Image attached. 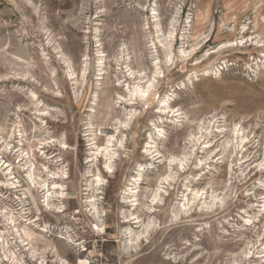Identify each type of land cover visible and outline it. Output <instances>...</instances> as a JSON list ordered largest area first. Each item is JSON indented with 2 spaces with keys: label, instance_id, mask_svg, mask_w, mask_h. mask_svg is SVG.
<instances>
[{
  "label": "rangeland",
  "instance_id": "rangeland-1",
  "mask_svg": "<svg viewBox=\"0 0 264 264\" xmlns=\"http://www.w3.org/2000/svg\"><path fill=\"white\" fill-rule=\"evenodd\" d=\"M1 232V264H264V0H0Z\"/></svg>",
  "mask_w": 264,
  "mask_h": 264
},
{
  "label": "bare ground",
  "instance_id": "bare-ground-1",
  "mask_svg": "<svg viewBox=\"0 0 264 264\" xmlns=\"http://www.w3.org/2000/svg\"><path fill=\"white\" fill-rule=\"evenodd\" d=\"M146 9V8H145ZM153 10V12H151V14H152V16L150 17V18H154L152 21H154L155 22V20H156V17H157V12L156 11H154L155 10V8H153L152 9ZM148 12V11H147ZM150 14V15H151ZM149 18V17H148ZM174 21V20H173ZM172 21V22H173ZM174 22H176V21H174ZM147 23V22H146ZM177 23H178V20H177ZM174 25H176V24H174ZM176 27L177 26H174V29L172 30V32H171V36H174L173 34L175 33L174 31H176ZM150 28H151V26H150ZM151 30V29H150ZM155 30V29H154ZM157 30V29H156ZM155 30V31H156ZM159 32V31H158ZM153 35V34H152ZM156 35V34H155ZM173 40V39H172ZM183 40V39H182ZM184 40H185V38H184ZM154 41V40H153ZM243 41V40H242ZM152 42V41H151ZM161 43H162V41H160ZM173 43V42H172ZM171 43V44H172ZM155 44V43H154ZM166 45H167V43H166ZM234 45V42H232V41H229V42H226V43H224L218 50H226L227 48H229V47H231V46H233ZM146 46V45H145ZM151 46V45H150ZM155 46V45H154ZM163 46V45H162ZM173 46V44L171 45V47ZM194 45H192V47H193ZM156 47V46H155ZM159 47H160V45H159ZM184 47V46H183ZM197 47V46H196ZM199 47V46H198ZM151 48V47H150ZM166 48V47H165ZM169 48V50H168V52H167V55H166V63H167V65H172L173 64V55H172V53H171V49H170V46L168 47ZM173 48V47H172ZM158 48H156V50H157ZM186 49V48H185ZM185 49H182L181 50V56H182V58L183 59H189L190 58V56H191V54H193V50L195 51V52H197L198 50L195 48V46H194V48H193V50L191 51V50H185ZM201 49V48H200ZM166 50V49H165ZM153 51V50H152ZM152 51H150L149 53H151ZM215 52H217V51H214V52H212V53H215ZM100 54H101V52H100ZM158 54V53H157ZM165 54V53H164ZM195 54V53H194ZM126 55V54H125ZM124 55V56H125ZM101 56V58L100 59H102V62H103V59H104V55H100ZM99 56V57H100ZM123 56V55H122ZM153 57V56H152ZM151 58V57H150ZM99 59V60H100ZM122 59H123V57H122ZM153 59V58H152ZM158 60V59H157ZM119 61V60H118ZM127 61V60H126ZM105 62V61H104ZM160 62V61H159ZM159 62L158 61H156V62H151L152 64H153V68H155L156 70H158L159 71V69L161 68L160 67V64H159ZM124 64V63H123ZM152 67V66H151ZM100 70V69H99ZM102 70V69H101ZM132 70V69H131ZM136 71V70H135ZM141 72V71H140ZM83 74V77L85 78L86 77V74L88 73V69H87V67L86 68H83V72H82ZM105 73V72H104ZM103 73V74H104ZM133 74H134V71H133ZM133 74H132V76H133ZM130 76V75H129ZM83 78V79H84ZM133 78V77H132ZM135 78V77H134ZM99 79V78H98ZM101 79V78H100ZM155 80V79H154ZM148 82V81H147ZM153 84H154V82H152ZM151 83V84H152ZM150 87H152V86H150ZM144 89V88H143ZM148 89V88H147ZM145 90V89H144ZM150 91V90H149ZM148 92V91H147ZM149 93V92H148ZM148 93H147V96H148ZM146 96V97H147ZM238 130V129H237ZM236 129L234 130L235 131V133L234 134H238V133H236V131H237ZM238 132V131H237ZM115 139V136L114 135H112L109 139H108V141H107V145H105V147H100V146H98V149H97V153H96V157L93 159V160H91V161H94V160H96V163H98V161H100V156L102 155V156H104V158H108L109 159V161H110V155H111V152H110V148H111V146L113 145V140ZM248 140V137H247V135L246 134H243V135H241L240 136V142L235 146V149H234V151L235 152H237V149L242 145V144H244L246 141ZM233 141V140H232ZM230 143V142H229ZM96 144V143H95ZM231 144V143H230ZM231 146V145H230ZM229 146V147H230ZM232 148V147H231ZM230 153V152H229ZM243 158H245L246 160H241V165H242V163L243 162H245V161H248V159H249V155H245V156H242ZM95 162V161H94ZM105 162H106V160H105ZM110 163V162H109ZM107 165V164H106ZM263 165L262 164H260L259 165V167H262ZM107 167H109V169H111V166H107ZM6 168V167H5ZM8 168H11L10 166H8ZM7 168V169H8ZM14 173V172H13ZM7 175L9 176V175H11V177L8 179V180H11V179H13L14 178V176H12V172H8L7 173ZM31 175H32V173H31ZM34 176V175H33ZM59 177V176H58ZM55 178V177H54ZM30 179V178H29ZM34 179V178H33ZM102 179V178H101ZM101 179L99 178V181H98V185H100V181H101ZM32 181V180H31ZM34 182H35V180H34ZM103 182V181H102ZM13 184V183H12ZM1 185H3V184H1ZM46 186V185H45ZM40 187H42V186H40ZM44 188V187H43ZM51 190V189H50ZM47 193V192H46ZM58 194V193H57ZM47 195V194H46ZM52 196V195H51ZM48 198V197H47ZM46 198V199H47ZM52 198V197H51ZM50 198V199H51ZM55 198H56V196H55ZM55 198H53V199H55ZM157 198V197H156ZM58 199V198H57ZM97 199V198H96ZM195 199V198H194ZM50 202V201H49ZM91 202V201H90ZM49 204V203H48ZM91 204V203H90ZM96 203H95V200H94V205H95ZM97 205V204H96ZM93 207V206H92ZM96 208V207H95ZM53 210V209H52ZM60 212V211H59ZM5 217V216H4ZM137 218H139V217H137ZM14 223V222H13ZM126 223H130L129 222V220L127 219L126 220ZM137 223H139V220L137 221ZM152 225V224H151ZM20 226V225H19ZM147 226V225H146ZM22 227V226H21ZM150 227V226H149ZM20 228V227H19ZM147 231H148V229L146 230V233H147ZM128 232V231H127ZM2 233H4V232H1V234H0V236H3L2 235ZM145 232L144 231H137V230H135V229H129V234L131 235L130 236V240L132 241V242H134L135 244L137 243V242H140V240H141V238L144 236L143 234H144ZM20 234V233H19ZM149 236V235H148ZM24 237V236H23ZM127 237V236H126ZM145 237V236H144ZM148 239V238H147ZM127 246V245H126ZM129 246V245H128ZM133 246V245H132ZM123 249V248H122ZM83 251H87V249H83ZM132 252L133 251H136L137 252V249H135V246H134V250H131ZM33 252L35 253L36 252V249H34L33 250ZM124 252H125V249H124ZM126 253H128V252H126ZM131 253V252H130ZM13 255H15V253H13ZM128 255V254H127ZM7 257V256H6ZM14 257V256H13ZM17 258V257H16ZM61 258V257H60ZM63 258V257H62ZM18 261V260H17ZM66 261H67V259H66ZM65 261V262H66ZM13 262V261H12ZM46 262V261H45ZM0 264H1V262H0ZM42 264V263H41Z\"/></svg>",
  "mask_w": 264,
  "mask_h": 264
},
{
  "label": "snow or ice",
  "instance_id": "snow-or-ice-1",
  "mask_svg": "<svg viewBox=\"0 0 264 264\" xmlns=\"http://www.w3.org/2000/svg\"><path fill=\"white\" fill-rule=\"evenodd\" d=\"M142 95L146 97V96H147V92L142 93ZM129 119H131V117H129ZM123 127L127 128V127H128V124L125 123V124L123 125ZM121 146H123V145L121 144ZM180 167L182 168V167H183V164H181ZM109 171H111V169H109ZM97 180L99 181V177H97ZM154 202H155V201H154Z\"/></svg>",
  "mask_w": 264,
  "mask_h": 264
}]
</instances>
